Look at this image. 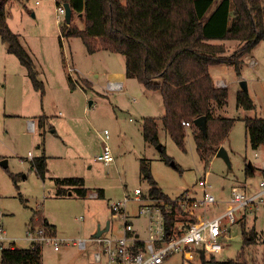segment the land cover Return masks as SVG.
<instances>
[{"label":"rangeland","instance_id":"1","mask_svg":"<svg viewBox=\"0 0 264 264\" xmlns=\"http://www.w3.org/2000/svg\"><path fill=\"white\" fill-rule=\"evenodd\" d=\"M56 7V0H10L6 6L7 22L32 56L44 93L32 87L26 68L16 55L6 51L0 39V160L7 161L6 165L0 164V249L12 242L18 247L29 246L27 224L32 210L40 209L55 225L60 239L57 249L49 242L42 243L41 264H104L95 261L98 246L88 238L97 229V223L105 221L103 215L112 221L114 231L110 235H117L121 220L113 217L110 205L122 201L124 195L133 197L136 187L147 192L146 173L172 198L192 191L206 174L211 192L220 200L216 205L195 210L198 216L207 217L226 208L224 200L233 185L245 179L253 184L258 182L264 153L261 148L250 146L243 118H264V40L243 56L240 74L226 63L209 67L214 83L228 91L226 103L215 106L216 115L235 119L224 141L230 161L227 165L215 155L207 161L199 157L190 127L186 128L184 148L177 145L160 120L164 113L160 92L148 90L136 78L125 76L122 53L102 49L89 53L79 36L62 38L60 28L66 23V16L57 13ZM69 23L83 28V15L72 12ZM216 42L224 46V54L241 46L233 39ZM68 66L74 68L72 88ZM241 80H245L247 93L254 102L252 109L236 104ZM110 81H121L123 88H108ZM147 116L157 118V144L143 138L142 119ZM29 120H34V130L29 127ZM104 129L109 132L107 142L114 157L108 164L95 159L101 150ZM161 145L171 163L162 159ZM42 152L46 155L45 179L35 172L30 156ZM141 159L147 162L145 171L140 169ZM248 162L253 169L251 176L244 175ZM64 176L82 177L86 195L79 197L71 192L55 196L56 185L51 177ZM99 188L103 197L92 194ZM137 205L129 200L125 207L132 213ZM144 221L133 220L142 235ZM252 224L257 240L245 248L246 260L249 264H264L261 212L256 219L248 215L245 223L227 224L229 231L222 242L223 250L216 257L235 258L242 245V230H248ZM83 239L87 246L80 248L78 241ZM181 262V253L175 252L165 264ZM194 263L198 264V260Z\"/></svg>","mask_w":264,"mask_h":264},{"label":"trees","instance_id":"2","mask_svg":"<svg viewBox=\"0 0 264 264\" xmlns=\"http://www.w3.org/2000/svg\"><path fill=\"white\" fill-rule=\"evenodd\" d=\"M10 0H0V39L8 53L16 55L26 68V75L35 90L44 93V84L30 53L23 47L18 33L7 22L6 6ZM69 2L72 12L81 13L84 27L64 23L61 37L79 36L87 51L107 50L122 53L125 57L126 77L136 78L146 89L158 90L162 97L164 113L160 117L163 128L172 140L184 148L186 128L192 129L196 151L205 161L215 155L224 144L234 118L216 115L215 106H223L228 97L227 88L216 85L209 72L210 65L226 63L232 65L237 74L243 63V56L264 40V0H56ZM233 39L241 44L230 54H224V46L216 41ZM61 38H59L60 45ZM70 87L75 86L71 74ZM236 104L243 109L254 108V102L247 91L239 89ZM206 117V132L194 125V118ZM43 116L38 119L42 125ZM188 121L189 126L182 124ZM246 136L253 149L264 151V118L244 117ZM142 135L147 142L157 144L158 124L153 116L143 117ZM162 159L171 163L164 146H159ZM32 167L45 179L46 155L32 156ZM141 171L147 169V162L141 159ZM253 169L245 166L244 175L251 176ZM149 187L143 195L160 198L164 215V239L183 233L195 215L184 216L181 206L159 187L150 174H145ZM15 179V178H14ZM55 196L74 192L84 197L87 188L78 176L51 177ZM97 197H103L99 188ZM166 205L171 206L166 210ZM250 216V215H249ZM256 219L255 216H252ZM248 214L243 212L236 222L245 223ZM46 234L55 235L56 227L42 214L33 209L28 224ZM242 245L235 258L219 259L216 255L205 256L199 250V264H249L245 248L257 240L254 225L242 230ZM264 263V224L262 236ZM42 243L18 247L14 242L0 249V264H41Z\"/></svg>","mask_w":264,"mask_h":264},{"label":"built area","instance_id":"3","mask_svg":"<svg viewBox=\"0 0 264 264\" xmlns=\"http://www.w3.org/2000/svg\"><path fill=\"white\" fill-rule=\"evenodd\" d=\"M56 12L65 13L63 2H60L56 7ZM73 70L74 68L68 66L70 74ZM108 88L122 89L123 83L110 81ZM182 124L189 126L190 123L182 121ZM108 134V130L104 129L103 135H101V150L95 156L96 160L102 161L104 164L114 160L107 142ZM30 156L32 157V153ZM261 166L264 168V157ZM197 190L200 194H197ZM94 195L97 196L96 193ZM172 199L181 206L184 216L195 215L196 220L189 223L182 234L173 236L166 241L164 239V215L159 205V203H163L162 199L150 195L144 196L142 188L136 187L133 197L129 198L124 195L122 201L112 203L110 210L113 217L121 220L120 233L117 235L99 234L88 239L98 246V250L94 252L95 261H103L104 264H165L169 256L175 252H180L181 264H195V259L198 260L199 264V250H203L207 258L223 250L222 242L229 231L227 224L236 223L243 212L255 217L258 212H261L264 217V175L253 191L247 190L245 184L233 186L228 198L224 200L226 208L212 217L198 216L196 213L199 212L195 211L220 202L211 192L206 176L197 181L196 187L192 191L187 190ZM129 200L138 204L132 213L125 207ZM170 209L171 206L166 205V210ZM204 211L206 210L204 209ZM133 217L144 218L145 236L136 231ZM0 231L2 232V229ZM26 233L31 244L49 242L55 249L60 245L59 238L55 235L46 234L41 229H33L28 225ZM86 241L84 239L79 240V247L85 248Z\"/></svg>","mask_w":264,"mask_h":264},{"label":"crops","instance_id":"4","mask_svg":"<svg viewBox=\"0 0 264 264\" xmlns=\"http://www.w3.org/2000/svg\"><path fill=\"white\" fill-rule=\"evenodd\" d=\"M252 64H254L255 63V60H253L252 62H251ZM0 109L2 110V108L0 107ZM28 125H29V127H30V129L31 130H34L35 129V124H34V120H29L28 121ZM223 146L226 148V145L225 144H223ZM259 148H261V147H259ZM100 149H101V147H100ZM262 149V148H261ZM263 153H264V151H262ZM263 157H264V154H263ZM260 167H261V170H262V174H261V177L264 175V168L260 165ZM206 175V174H205ZM204 175V176H205ZM261 177H260V179H261ZM259 179V180H260ZM258 180V181H259ZM242 184H245V187H246V189L247 190H249V191H253V190H255L256 188H257V185H258V182L255 184H253L252 182H248L246 179L244 180V181H240V182H238V184H236V185H242ZM233 186H235V185H233ZM232 186V187H233ZM94 193H96V192H94ZM94 193H92L93 195H94ZM111 211V210H110ZM139 218H142V217H139ZM103 219L105 220L102 224H100V221L97 223V229L93 232V233H91V236L88 238V239H90V238H92V237H94V236H96V234L99 232V229L100 230H102V232L100 233V234H107V232H109V234H107V235H110V233H112L114 230H112V229H114L113 228V225H112V221L111 220H109L105 215H103ZM134 219H138V218H135V217H133V220ZM101 220V219H100ZM116 220H118L117 218H116ZM50 222V221H49ZM51 223V222H50ZM134 223V222H133ZM135 229H136V231L137 232H139V234L140 235H142V233H140V231L137 229V226L135 227ZM120 224H119V227H118V229H117V231H118V233H120ZM142 231V230H141ZM143 232V236H145V234H144V230L142 231ZM1 231H0V235H1ZM55 236L57 237V230H56V234H55ZM58 238V237H57ZM0 239H2L1 237H0ZM88 241H90V240H88ZM2 241H0V243H1ZM90 242H92V241H90ZM86 246H87V243H86Z\"/></svg>","mask_w":264,"mask_h":264},{"label":"water","instance_id":"5","mask_svg":"<svg viewBox=\"0 0 264 264\" xmlns=\"http://www.w3.org/2000/svg\"><path fill=\"white\" fill-rule=\"evenodd\" d=\"M64 3V8H65V16H66V23H69L70 17H71V7L69 2H63ZM241 85V90L247 91L246 88V82L245 80L240 81ZM193 123L201 132L205 133L206 132V117L204 115L198 116L194 118ZM215 156L223 158V160L227 163V165H230L228 153L223 145L219 146L217 149ZM7 161L5 159L0 160V164L6 165ZM248 165H250V162H248ZM68 194H71L69 191ZM102 230L99 229V232L96 234L98 236Z\"/></svg>","mask_w":264,"mask_h":264}]
</instances>
